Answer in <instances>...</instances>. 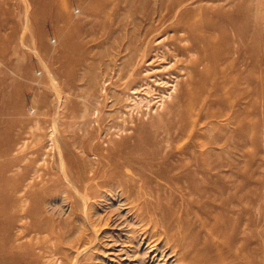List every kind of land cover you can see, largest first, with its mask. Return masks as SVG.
Listing matches in <instances>:
<instances>
[{
  "label": "rangeland",
  "instance_id": "obj_1",
  "mask_svg": "<svg viewBox=\"0 0 264 264\" xmlns=\"http://www.w3.org/2000/svg\"><path fill=\"white\" fill-rule=\"evenodd\" d=\"M62 1L0 0V147H8L0 156V165L10 162L3 176L5 191L0 193V239L13 246L6 264H178L169 257V250L173 243L180 244V236L170 235L157 205L174 206L176 220L166 224L175 229L184 218L197 229L202 221L213 224V215L221 223L237 221L238 240L233 249L238 259L232 263L264 264V0L187 1L194 9L220 6L231 11L238 7V147L229 143V150L220 157L229 166L221 171H168L180 175L179 189L153 171H111L109 164L100 165L95 156H87L90 165L82 168L74 156L64 153L66 167H62L55 139L60 138L62 150L67 146L74 155L85 156L74 132L83 114L84 121L97 117L93 108L96 100L105 99L106 88L102 80L98 85L93 80L109 62L108 56H98L107 40V35L97 37L104 20L87 15L84 9L91 0H68L73 21L82 29L63 59L60 38L67 28ZM108 1L109 8L119 3L112 18H132L126 9L129 0ZM134 3L152 13L161 0ZM227 30L232 37L233 28ZM80 42H85L81 50ZM65 61L77 63L69 68ZM160 106L161 102L152 114ZM91 124L94 133H99L97 123ZM203 132L214 134L208 128ZM126 133L117 130L111 135L118 140ZM105 134L87 141L110 146L103 140L110 137ZM234 148L238 150L236 160L229 154ZM78 168L91 177L82 194L96 200L95 206L101 204L100 193L110 188L107 182L120 184L134 198L140 196L136 204L144 225L150 226V219L161 222L157 241L147 236L139 246L138 237L127 233L131 219L125 221L114 213L93 216V210L88 211L92 216L88 224L87 213L77 202L81 197L69 180Z\"/></svg>",
  "mask_w": 264,
  "mask_h": 264
},
{
  "label": "bare ground",
  "instance_id": "obj_2",
  "mask_svg": "<svg viewBox=\"0 0 264 264\" xmlns=\"http://www.w3.org/2000/svg\"><path fill=\"white\" fill-rule=\"evenodd\" d=\"M91 1L90 6L84 7L86 14L111 22V25H105L103 21L97 33V37L107 35L106 44H103L106 46L98 56H108L109 62L93 80L95 85L102 80L106 88L105 99L96 100L93 111L97 112V117L93 121H84L86 114L80 116L82 120L74 132L73 138L85 156L74 155L67 146H62V150L60 138L56 137L62 167H66L64 153L74 156L82 168L90 165L87 156H95L100 165L109 164L111 171H153L175 189L180 188V175L168 171L206 172L228 167L220 157L229 150V143L238 147V7L231 11L220 6L214 10L207 6L194 9L187 5L189 0H161L158 10L151 13L129 0L126 9L132 18L127 21L126 18L111 17L118 2L109 8L108 0ZM61 4L67 28L60 38L64 59L82 28L80 23H74L68 0ZM229 26L234 31L232 37L227 30ZM40 37L43 38V34L40 33ZM97 37L93 39L95 42ZM84 43L77 45L79 50ZM114 45L119 47L117 51L113 49ZM82 59L80 56L79 61ZM75 63L67 64L71 68ZM67 64L65 61V66ZM166 95L169 100H164ZM159 102L163 107L152 114ZM93 122L97 123L99 133H94L90 127ZM204 128L214 130V134L207 135ZM112 130L127 133L114 140ZM101 131L110 136L103 138L104 142L111 143L110 146L87 141L101 137ZM178 140L182 142L175 145ZM125 146L128 150H124ZM7 151L8 147H0V156ZM236 151L234 148L229 152L234 160ZM9 166V161L0 165V193L5 191L3 176ZM80 170L72 173L69 180L81 197L77 202L84 212L93 210V216L101 212L114 213L125 221L131 219V229L128 228L127 233L132 232L131 235L138 237L139 246L147 236L157 241L161 222L150 219V226L144 225L136 204L140 196L134 198L120 184L107 182L110 188L98 196L102 199L101 206H95L96 200L82 194L89 188L91 177L84 176ZM187 176L191 177V174ZM126 183L123 181L124 187ZM1 200L0 194V204ZM155 208L165 226L170 227V235L180 236V244L173 243L169 250V257L178 264H186L185 260L189 264H234L232 262L238 259V252L233 249L238 240L237 221L221 223L219 217L213 215V224L202 221L197 229L184 218L175 229L166 224L176 220L174 206L157 205ZM90 212L85 216L88 224L92 221ZM200 234L206 237L202 238ZM219 237L222 240H218ZM142 251L148 256L147 250ZM12 252L13 246L0 239V264H6ZM181 254L187 259L182 260Z\"/></svg>",
  "mask_w": 264,
  "mask_h": 264
}]
</instances>
